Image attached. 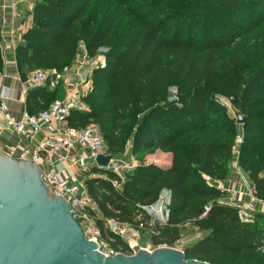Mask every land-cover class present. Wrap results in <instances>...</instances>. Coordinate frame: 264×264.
I'll return each mask as SVG.
<instances>
[{
  "label": "trees",
  "instance_id": "16d2710c",
  "mask_svg": "<svg viewBox=\"0 0 264 264\" xmlns=\"http://www.w3.org/2000/svg\"><path fill=\"white\" fill-rule=\"evenodd\" d=\"M127 4L114 11L97 0H41L15 49L22 81L33 70L63 74L81 44L87 59L105 50L104 66L91 73L87 110L71 112L68 127L96 126L112 156H171L166 167L139 162L124 179L92 170L97 176L84 181L95 207L90 215L114 248L127 246L104 229L106 221L144 227L157 248L174 245L192 225L202 236L183 250L185 260L264 264L258 251L263 216L242 221L216 185L236 159L254 198L264 201V0H183L177 8L178 0ZM3 70L0 49V75ZM47 88L28 92L27 112L38 113L29 111L35 97L46 102L42 110L53 103ZM217 96L230 101L244 119L241 126ZM164 194L165 222H152L147 209Z\"/></svg>",
  "mask_w": 264,
  "mask_h": 264
},
{
  "label": "built area",
  "instance_id": "2783aa9c",
  "mask_svg": "<svg viewBox=\"0 0 264 264\" xmlns=\"http://www.w3.org/2000/svg\"><path fill=\"white\" fill-rule=\"evenodd\" d=\"M87 60L80 63L76 79L66 80L64 97L55 99L47 109L37 114L24 111L19 118H16L8 105V92L2 91L0 92V115L3 116L5 128L21 137L34 139L43 131L50 132L49 136L38 144L36 153L30 159H27L25 154H22L18 159L28 160L39 167L41 180L50 194L66 200L72 208L73 218L78 223L81 221L89 227L90 237L85 238L96 243L98 252L105 257H114L118 254L133 256L137 251L144 249H135V246L131 245L127 249L123 246L114 248L108 245V241L111 242V239L102 237V230L96 226L97 224H94L95 220L90 215V210H94V206L86 194L84 181L97 176L91 174L92 170L97 168V157L109 155L98 128L89 125L84 129H74L67 125L71 112L87 110L84 98L91 89V73L97 66H104L103 56ZM63 74L33 70L21 83V91L23 94H27L33 89L46 86L55 89L60 83V78H63ZM41 164L45 167L42 168ZM136 166L137 164L131 162L126 173L131 172ZM119 170L120 165L113 156L109 162L108 171L123 179ZM79 175L86 176V179H77ZM217 187L220 189L218 185ZM163 198L164 196L160 201ZM224 201L239 209L240 219L244 222L252 220L253 215L249 209H252L254 205L264 207V201L256 198H252L251 203L247 206L235 195ZM161 221L164 223L165 219ZM123 228L124 225L118 222L106 221L104 223V229L116 236L121 233ZM84 236L86 235L84 234ZM153 250L155 249L146 251L152 252Z\"/></svg>",
  "mask_w": 264,
  "mask_h": 264
},
{
  "label": "water",
  "instance_id": "95a60500",
  "mask_svg": "<svg viewBox=\"0 0 264 264\" xmlns=\"http://www.w3.org/2000/svg\"><path fill=\"white\" fill-rule=\"evenodd\" d=\"M112 158L98 156L97 169L108 171ZM72 213L66 200L50 194L37 165L0 153V264H209L185 260L170 247L105 257Z\"/></svg>",
  "mask_w": 264,
  "mask_h": 264
},
{
  "label": "crops",
  "instance_id": "0c3cea01",
  "mask_svg": "<svg viewBox=\"0 0 264 264\" xmlns=\"http://www.w3.org/2000/svg\"><path fill=\"white\" fill-rule=\"evenodd\" d=\"M40 1L41 0H0V49L4 61V70L0 75V92H8V105L16 118H19L22 112L27 111L26 98L28 93L23 94L21 91V83L23 81L17 72L15 49L21 41L22 35L30 28V14L35 4ZM85 60H87L86 51L84 45L81 44L78 49L76 61L72 64L71 68L63 74V78H60L58 86L55 89L51 86L47 88L48 91L52 93L49 99L50 101L53 97L54 100L64 97L66 80L76 79L77 69L80 63ZM45 103L46 102L40 97H35L31 99V101L29 100V111L39 112L44 108ZM49 133V131H43L34 139L21 137L5 128L3 116L0 115V153L17 159L22 154H25L26 158L30 159L31 156L36 153L38 144L45 137H48ZM51 133L54 134V132ZM41 165L42 168L45 167L43 164ZM77 179L85 180L86 176L79 175ZM217 184L221 190L228 194L227 199L235 195L245 206L250 204L252 198H254L252 194V183L238 166L236 169L230 171L225 181L218 182ZM93 208L95 209V207ZM249 211L252 213V217L262 215L264 219V207L254 205Z\"/></svg>",
  "mask_w": 264,
  "mask_h": 264
},
{
  "label": "rangeland",
  "instance_id": "374dc122",
  "mask_svg": "<svg viewBox=\"0 0 264 264\" xmlns=\"http://www.w3.org/2000/svg\"><path fill=\"white\" fill-rule=\"evenodd\" d=\"M130 0H126L125 3L123 4H116V3H108L102 0H97V4L105 7V8H109L111 10L114 11H120L123 9H128V5L127 3ZM183 0H178V5H175L174 7H179L181 6ZM132 20L129 18V20H122L121 24H126V23H130ZM105 50H101L99 52V54L97 55V57H101L103 52ZM88 61V60H86ZM90 89V88H89ZM218 102L224 106H226L227 108V113L230 116L231 119L235 120V124L237 126H241L240 124H238V115L237 113L234 112L231 103L228 99H226L225 97L222 96H217L216 97ZM54 99V97H53ZM240 128V127H239ZM115 161L118 162V164L120 165V170L118 171L119 174L123 177V179L126 176V171L128 170L127 168L129 167L131 162H134L135 164H138L139 162L142 163H156L158 165H161L163 167H166L170 162H171V156L167 153H160L158 151L156 152H152V153H148V152H143L139 157H131V155L128 152H125L122 155L119 156H114ZM237 168V164H236V159L233 160V163L230 167V171H232L233 169ZM216 185H218L216 183ZM167 195L164 194V198L162 201L156 203L155 205H153L152 207H150L148 209V212L150 214V216L152 217V222L155 221L156 219L159 220H163L165 219V212H164V206L167 202ZM80 226L83 230V233L86 235V238L90 237V232H89V227L83 223V222H79ZM264 223V221H263ZM96 224V222L94 223ZM97 227H99L98 225H96ZM100 228V227H99ZM120 239V241L126 245L127 247H129V245L131 246H135V249H146V250H152V249H156L157 247H155L151 241L150 238L152 236V233L148 230H146L144 227L139 226L138 228H134L132 226L129 225H124L123 230L121 231L120 234L117 235ZM201 233L198 232L192 225H186L184 227V229L181 232V237L179 239V241L177 243H175L172 246H162V247H170L179 251H183L186 247H189L191 245H193L194 243H196L200 238H201ZM109 242V243H108ZM108 245H111L112 243H114L115 241H113L111 239V242L108 241ZM118 247H121V245L119 244ZM117 247V248H118ZM258 251L264 254V244L259 245L258 247Z\"/></svg>",
  "mask_w": 264,
  "mask_h": 264
}]
</instances>
